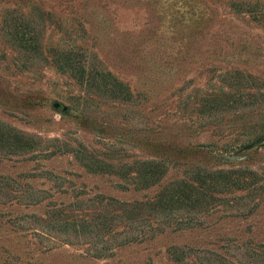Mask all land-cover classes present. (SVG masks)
<instances>
[{"label":"rangeland","instance_id":"1","mask_svg":"<svg viewBox=\"0 0 264 264\" xmlns=\"http://www.w3.org/2000/svg\"><path fill=\"white\" fill-rule=\"evenodd\" d=\"M197 167L227 173L176 190ZM263 243L264 0H0V264H264Z\"/></svg>","mask_w":264,"mask_h":264},{"label":"trees","instance_id":"2","mask_svg":"<svg viewBox=\"0 0 264 264\" xmlns=\"http://www.w3.org/2000/svg\"><path fill=\"white\" fill-rule=\"evenodd\" d=\"M163 163H164V160H161V161H144L143 162V164L150 165V169H152L153 172H156V170H158L159 168L161 169V167H164V166H162ZM225 173H227V172H224L222 170H219V171L208 170V169H205L203 167H197L194 169H187V170H185V174L189 179L188 178L184 179L182 182L179 183V185L175 189L178 190L179 192L189 190L190 194H191L193 191L201 188L202 186H205V184L208 181H210V179H212V178L219 179V178L226 176ZM190 179L194 180L198 184L199 187H195V184H193ZM166 193H167V190L164 191L160 195V202L164 201V199L166 197ZM194 196L195 195H193L191 197V199H193ZM110 199L114 200L113 198H110ZM164 204L169 206L168 203H164ZM191 223L192 222H187L183 225H178V226H176V229L179 230V229H185V228L192 227L191 225H193V224H191ZM162 230H164V228H162ZM144 238H145L144 235L138 234L137 237L132 236L131 238H128L127 241L123 242L120 245L127 244V243H130L132 241L142 240ZM260 246L264 247V243L260 244ZM107 249L108 248H105V250H107ZM190 250H192V249L190 248L189 250H184V249H178L177 247H174V252H173L174 257L177 260H182L188 253H190L189 252ZM108 254L110 255L109 252H108ZM99 255H102V254H99Z\"/></svg>","mask_w":264,"mask_h":264},{"label":"water","instance_id":"3","mask_svg":"<svg viewBox=\"0 0 264 264\" xmlns=\"http://www.w3.org/2000/svg\"><path fill=\"white\" fill-rule=\"evenodd\" d=\"M54 106H55V108H57V109H58V108H61L63 113H66L67 110H68V107L65 106V105H63V104L60 103V102H55V103H54Z\"/></svg>","mask_w":264,"mask_h":264}]
</instances>
